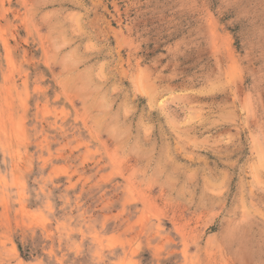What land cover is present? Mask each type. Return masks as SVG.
Returning <instances> with one entry per match:
<instances>
[{
	"label": "rangeland",
	"instance_id": "374dc122",
	"mask_svg": "<svg viewBox=\"0 0 264 264\" xmlns=\"http://www.w3.org/2000/svg\"><path fill=\"white\" fill-rule=\"evenodd\" d=\"M0 264H264V0H0Z\"/></svg>",
	"mask_w": 264,
	"mask_h": 264
}]
</instances>
